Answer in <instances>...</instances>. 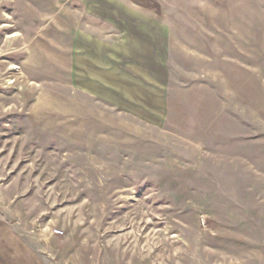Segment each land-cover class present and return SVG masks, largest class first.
<instances>
[{"label": "rangeland", "instance_id": "1", "mask_svg": "<svg viewBox=\"0 0 264 264\" xmlns=\"http://www.w3.org/2000/svg\"><path fill=\"white\" fill-rule=\"evenodd\" d=\"M0 264H264V0H0Z\"/></svg>", "mask_w": 264, "mask_h": 264}, {"label": "built area", "instance_id": "2", "mask_svg": "<svg viewBox=\"0 0 264 264\" xmlns=\"http://www.w3.org/2000/svg\"><path fill=\"white\" fill-rule=\"evenodd\" d=\"M56 233H57V234H59V235H61V234H62V232H60V231H56Z\"/></svg>", "mask_w": 264, "mask_h": 264}]
</instances>
